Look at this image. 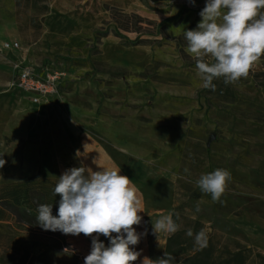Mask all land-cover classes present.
I'll list each match as a JSON object with an SVG mask.
<instances>
[{
  "label": "rangeland",
  "instance_id": "1",
  "mask_svg": "<svg viewBox=\"0 0 264 264\" xmlns=\"http://www.w3.org/2000/svg\"><path fill=\"white\" fill-rule=\"evenodd\" d=\"M205 4L0 0V111L17 102L0 115V154L12 152L26 176L0 184V264H84L87 236L45 231L36 219L40 191L56 185L42 179L58 182L81 165L119 168L172 190L181 227L161 246L150 236L152 260L167 252L177 264H264V57L247 78L227 85L218 78L215 91L204 88L183 33L197 27ZM4 43L18 49L7 52ZM15 59L61 74L43 106L31 109L10 92ZM218 168L231 180L213 202L195 182ZM27 178L34 179L32 221L2 188ZM209 228L200 248L195 234ZM133 264H142V254Z\"/></svg>",
  "mask_w": 264,
  "mask_h": 264
},
{
  "label": "clouds",
  "instance_id": "2",
  "mask_svg": "<svg viewBox=\"0 0 264 264\" xmlns=\"http://www.w3.org/2000/svg\"><path fill=\"white\" fill-rule=\"evenodd\" d=\"M195 4V0H189ZM201 20L194 30H185V51L196 60V74L206 89L216 90L215 79L233 84L247 78L253 67L264 57V0H206L199 13ZM209 59H205V58ZM79 152H77L78 154ZM96 163V161H93ZM6 161L0 159V168ZM100 167V166H99ZM188 169H185L187 172ZM231 173L218 168L202 174L196 185L203 193L210 194L213 202H221ZM59 195L58 214H52V205L37 208V224L45 231L65 235L84 234L92 237L90 253L84 264H133L141 255L133 247L141 235L134 226L142 222L138 189L132 179L121 175L119 168H101L93 171L81 165L65 170L54 187ZM197 206L196 211H199ZM172 213L152 221L153 233L175 234L181 225ZM211 229H201L195 234V244L206 247ZM115 234V235H113ZM103 235L109 246L100 241ZM186 235L193 236L192 229ZM142 264H177L170 253L155 260L145 257Z\"/></svg>",
  "mask_w": 264,
  "mask_h": 264
},
{
  "label": "crops",
  "instance_id": "3",
  "mask_svg": "<svg viewBox=\"0 0 264 264\" xmlns=\"http://www.w3.org/2000/svg\"><path fill=\"white\" fill-rule=\"evenodd\" d=\"M15 50H9L7 52H13ZM16 61V59H15ZM14 61V62H15ZM10 82L12 80L13 71L11 68L10 72ZM10 87V83H9ZM10 92L16 95V98L20 100L21 103H25L26 106L28 105L29 108L35 109L37 107H41L45 104V102L42 100L39 104H32L29 100V98L20 95L16 91H13L10 89ZM53 96L48 97L47 100L51 99ZM12 102L10 104H7L6 106H3L1 109V116L5 117L10 113V109L8 105L17 106V102L15 100L9 101ZM15 104V105H14ZM13 113L15 111L13 110ZM2 124H0V135L2 133ZM7 149V148H6ZM12 152L2 151V154H0V159H4L6 161L3 168H0V184L8 183V182H17L24 177H26L23 172L20 170V167L13 165V159ZM30 168V167H29ZM133 184L138 189V194L141 199V206L143 212L140 213L142 216V222L139 226H134L136 228L137 233L143 234L145 231L147 232V235H141L140 242L135 245L131 246L135 251H138L142 254V262L145 257H148L151 259V238L150 236L153 234V225L152 221L155 222L157 219H159L162 215H167L169 213H172L173 209V194L172 190L169 188V186L164 185V183L160 180H144L142 176H137L136 178L132 179ZM103 236V235H101ZM159 245H163L165 243V239L168 236L164 233H159ZM89 239L88 241H92V237L87 236ZM84 239V238H83ZM100 241H102L105 246L110 245V241L108 238L104 237V239L99 238ZM84 249V247H82ZM141 256V255H140ZM161 256V255H160ZM159 256V257H160Z\"/></svg>",
  "mask_w": 264,
  "mask_h": 264
},
{
  "label": "built area",
  "instance_id": "4",
  "mask_svg": "<svg viewBox=\"0 0 264 264\" xmlns=\"http://www.w3.org/2000/svg\"><path fill=\"white\" fill-rule=\"evenodd\" d=\"M2 49L16 51L18 44L4 43ZM12 71L11 90L29 98L32 104H39L42 100L46 102L48 97L56 95L61 80L59 72L47 69L38 71L36 68L22 64L18 60L13 62Z\"/></svg>",
  "mask_w": 264,
  "mask_h": 264
},
{
  "label": "trees",
  "instance_id": "5",
  "mask_svg": "<svg viewBox=\"0 0 264 264\" xmlns=\"http://www.w3.org/2000/svg\"><path fill=\"white\" fill-rule=\"evenodd\" d=\"M42 183L44 184H56L57 181H49L48 179H42ZM34 181L33 178H27L24 181L20 183H15L14 185H4L2 188H8L9 192H7V195L5 197V200H9L10 203L15 207L23 212H25L26 216L29 217V219L32 221L35 218L32 217L30 214V207L28 206V185L31 184ZM21 187L24 188V191L21 193V190L18 191V189H21ZM54 187H49V188H43L42 191H40V195L43 198L42 204H49L52 205V214L55 216L58 214V207H59V200L60 197L59 195H54ZM2 199V198H1ZM0 199V200H1ZM3 200V199H2ZM0 221H5L3 217H0ZM29 225V220L27 222ZM57 233L62 234L61 232L57 231Z\"/></svg>",
  "mask_w": 264,
  "mask_h": 264
},
{
  "label": "water",
  "instance_id": "6",
  "mask_svg": "<svg viewBox=\"0 0 264 264\" xmlns=\"http://www.w3.org/2000/svg\"><path fill=\"white\" fill-rule=\"evenodd\" d=\"M211 139H209V141H210Z\"/></svg>",
  "mask_w": 264,
  "mask_h": 264
}]
</instances>
